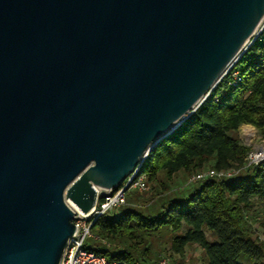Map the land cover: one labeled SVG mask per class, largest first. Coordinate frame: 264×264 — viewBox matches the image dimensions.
Returning <instances> with one entry per match:
<instances>
[{
    "label": "water",
    "instance_id": "water-1",
    "mask_svg": "<svg viewBox=\"0 0 264 264\" xmlns=\"http://www.w3.org/2000/svg\"><path fill=\"white\" fill-rule=\"evenodd\" d=\"M262 22L264 0H0V264H59L68 203L119 188Z\"/></svg>",
    "mask_w": 264,
    "mask_h": 264
},
{
    "label": "trees",
    "instance_id": "trees-1",
    "mask_svg": "<svg viewBox=\"0 0 264 264\" xmlns=\"http://www.w3.org/2000/svg\"><path fill=\"white\" fill-rule=\"evenodd\" d=\"M241 81L222 79L205 101L145 157L140 173L151 185L150 198L139 193L99 217L85 249L112 264H158L153 242L167 243L172 257L183 258L189 245L200 248L206 264H264V162L245 166L250 147L237 135L251 126L264 140V30L237 60ZM244 130L253 135L250 127ZM207 169L240 170L227 180L186 182ZM186 177L177 189L178 174ZM256 223L261 236L250 223ZM175 263L174 260H171Z\"/></svg>",
    "mask_w": 264,
    "mask_h": 264
},
{
    "label": "built area",
    "instance_id": "built-area-1",
    "mask_svg": "<svg viewBox=\"0 0 264 264\" xmlns=\"http://www.w3.org/2000/svg\"><path fill=\"white\" fill-rule=\"evenodd\" d=\"M262 30H264V25L261 26L259 32ZM236 62L228 69V71L224 73L222 77V79L230 77L233 84H237L241 81L239 71L234 70ZM262 150H264V145L250 150L245 158V166L256 165L258 163L264 162V158H260ZM141 166L142 164L138 165L119 188L116 190L109 189L106 193L103 192L101 198L96 199L93 208L87 214H83L77 208L67 202L74 212L73 224L75 229L73 235L67 241L59 264H112L106 259L105 256L97 254L92 250H87L84 246L90 239L100 242L106 248L110 246L106 240L95 236L91 232V226L99 217L112 213L125 205L126 194L128 192L136 191L137 193H145L149 190L145 175L140 173ZM239 172L240 170L236 169L221 171L207 169L191 176L188 179V184L206 179L227 180L236 177ZM99 193L100 192L97 191V194ZM158 264L176 263L172 262L168 257H161L158 260Z\"/></svg>",
    "mask_w": 264,
    "mask_h": 264
},
{
    "label": "rangeland",
    "instance_id": "rangeland-1",
    "mask_svg": "<svg viewBox=\"0 0 264 264\" xmlns=\"http://www.w3.org/2000/svg\"><path fill=\"white\" fill-rule=\"evenodd\" d=\"M261 25H264V22H262ZM244 128L245 127L239 128L238 133H237L243 145L250 147V150H253L254 148L259 147L261 145H264V140H262V138L258 135L255 129L250 127L253 132V135H252L250 132L244 130ZM188 179L186 181V177L182 173H180L176 176L173 184L170 185L169 187L172 189L173 188L177 189L178 187L184 184V181L188 182ZM148 186H149V190L147 192L139 193V195L141 196L143 200L150 198V195L152 194L151 193L152 186L149 184ZM136 193H137L136 191H131L127 193V196L128 197L131 196L132 198H134ZM109 216H111V214H108V217ZM250 225H251L252 230L255 232V234L261 236V232L259 228L257 227L256 223L252 221ZM149 249L151 250L150 252H151V257L153 261H157L161 257L169 258V256H171V253L167 250V243H165L164 241L157 242V243L153 242L152 246H150ZM171 260H174L176 264H206L200 248H198L197 246H193V245H189L185 249L183 258L172 257ZM239 263L243 264L244 261L239 260Z\"/></svg>",
    "mask_w": 264,
    "mask_h": 264
},
{
    "label": "bare ground",
    "instance_id": "bare-ground-1",
    "mask_svg": "<svg viewBox=\"0 0 264 264\" xmlns=\"http://www.w3.org/2000/svg\"><path fill=\"white\" fill-rule=\"evenodd\" d=\"M260 158H264V150H262V154L260 155Z\"/></svg>",
    "mask_w": 264,
    "mask_h": 264
},
{
    "label": "crops",
    "instance_id": "crops-1",
    "mask_svg": "<svg viewBox=\"0 0 264 264\" xmlns=\"http://www.w3.org/2000/svg\"><path fill=\"white\" fill-rule=\"evenodd\" d=\"M241 127L243 128V127H251V126H245V125H243V126H241ZM241 127H240V128H241ZM251 128H252V127H251ZM253 129H254V128H253ZM193 246H194V245H193Z\"/></svg>",
    "mask_w": 264,
    "mask_h": 264
}]
</instances>
